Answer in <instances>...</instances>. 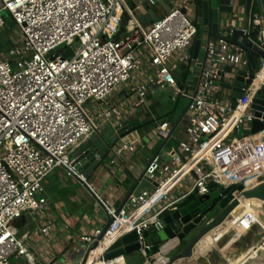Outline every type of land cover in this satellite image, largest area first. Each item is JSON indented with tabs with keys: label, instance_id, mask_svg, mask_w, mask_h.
<instances>
[{
	"label": "built area",
	"instance_id": "1",
	"mask_svg": "<svg viewBox=\"0 0 264 264\" xmlns=\"http://www.w3.org/2000/svg\"><path fill=\"white\" fill-rule=\"evenodd\" d=\"M159 1L145 3L155 7ZM125 2L0 0V31L8 17L20 38L0 57V264L38 263L32 241L47 236L51 228L45 223L43 181L63 169L87 184L70 153L82 148L97 122L120 125V108L98 106L124 85L132 86L134 108L144 103L149 84L168 91L172 103L187 99L191 124L179 145L181 155L172 149L168 163L162 165L158 157L150 163L145 177L157 184L154 189L134 193L120 211L94 193L106 220L113 221L104 234L106 223L79 236L78 264H122L123 256L106 260L105 255L133 232L140 243L137 254L146 259L152 244L144 233L162 230L163 218L178 211L187 198L237 186L245 191L264 182V129L250 133L254 121L264 124L260 56H253L259 59L256 72L231 107L237 79L248 80L239 76L248 74L245 43L264 54L263 15H248L240 28L232 18L221 22L217 38L203 53L197 85L189 92L175 79L173 59L180 54L178 61H185L182 53L193 47L198 34L186 13L187 3L172 5L144 30L135 18L142 3L130 9ZM238 3L229 0L231 11H237ZM124 15L126 31L115 39ZM235 31L240 35L232 40ZM67 52L71 55L64 57ZM257 95L263 104L254 109ZM90 108H96L94 115ZM170 125L157 127L159 139L168 137ZM23 216L34 220L38 229L21 237L13 226ZM177 243L175 238L159 249ZM62 263L51 258L43 264Z\"/></svg>",
	"mask_w": 264,
	"mask_h": 264
},
{
	"label": "crops",
	"instance_id": "2",
	"mask_svg": "<svg viewBox=\"0 0 264 264\" xmlns=\"http://www.w3.org/2000/svg\"><path fill=\"white\" fill-rule=\"evenodd\" d=\"M182 2L187 3L188 10H186V13L197 26L198 34L196 40H201L205 43L207 40L208 17L206 13L207 5L204 0H160L155 7H148L145 0H126L125 4L128 8L135 9L137 5L142 3L141 8L135 12V18L141 28L146 30L148 25L156 21V18L159 19L170 10L169 6ZM198 10H201V15H198ZM247 17L245 2L239 1L236 13L231 16L234 24L239 28L244 27ZM226 18L227 16H223L222 21H225ZM182 55L185 56V61H178L180 54L173 58L177 66L174 70V76L179 86L183 85L190 88L188 83L197 71L196 64L203 62L204 54L201 52L198 58L194 60L191 47L183 52ZM4 56L0 52V57L3 58ZM131 87L130 85L120 87L106 102L101 103L98 107L107 108L113 106L114 108H120L122 113L118 122L120 124L125 122L133 124L135 129L133 128L134 130L130 135L135 136L133 142L128 141L127 138H120L116 130V123L113 122V124L107 121L97 122L91 137L81 146L84 151L92 154H95L96 150H98L106 161V165H102L92 175L94 178L90 177L91 183L95 186H92L89 180L86 181V186L102 200L110 201L116 208H119L127 194L138 184L146 161L155 157L159 152V160L165 162L168 152L172 150L160 148L162 140L157 135V127L164 122H169L170 124L178 123L172 136L175 143L173 151L181 155L179 145L185 141L186 128L191 124V115L187 107L178 117H174L169 112V109L174 104H177L178 101L172 103L168 98V94H165L157 84H149L144 103L138 107H132L131 103L135 100V95ZM90 111V114L94 115L96 108H90ZM127 144H131L133 148L124 149V145ZM75 151L73 150L70 153L71 159ZM165 163L168 162L166 161ZM162 176L158 174L159 178ZM86 186L76 178L68 176L63 169H56L44 179V198L48 208L44 217L45 223H50L51 228L47 236L41 237L39 235L40 237L38 236L35 242L32 241L37 264H43L47 259L50 260L51 258L55 261L60 259V262H65L64 264H78L81 256L75 251H78L80 246L79 236L91 232L96 226H104L106 223L107 220L103 208L85 188ZM154 188L155 186L152 183L142 180L139 182L135 193L150 191ZM248 202H245L238 209L241 210L242 207H247ZM235 216L233 213L221 227L208 234L197 248H201L202 244L207 240L219 238L231 226L232 217ZM13 227L17 235L21 237L28 236L29 232L33 233L38 229V225L34 220L27 216L17 220ZM263 234L260 233L258 237L261 239ZM252 245H254V241L246 247L243 254L247 252L246 250L249 251ZM254 249L255 246L251 250L253 251ZM259 251H263V249L256 251V257ZM177 252L178 249L174 248L170 255H165L162 259L166 262L168 258ZM126 255L121 260L122 264H127L129 261V256ZM147 257L149 258V256ZM156 264H159V261Z\"/></svg>",
	"mask_w": 264,
	"mask_h": 264
},
{
	"label": "water",
	"instance_id": "3",
	"mask_svg": "<svg viewBox=\"0 0 264 264\" xmlns=\"http://www.w3.org/2000/svg\"><path fill=\"white\" fill-rule=\"evenodd\" d=\"M204 1L207 5L206 13L208 17L207 40L205 41V43H203L201 40H195L192 47L194 60L198 58L201 52L204 53L205 49L212 40L217 38L218 28L221 24V21L223 20V16H226L232 12L231 7L229 6V0ZM239 1L245 2V10L249 15L253 0ZM259 1L262 13L264 15V0ZM169 7L171 8L172 6ZM199 14L201 15V10H198V15ZM123 17L114 38L120 37L126 31L128 22L126 23ZM13 26L14 24L12 20L6 17L4 28H11ZM239 35L240 33L235 31L232 35V40H236ZM77 45L78 44H75L74 48L77 47ZM202 47L204 48V50H202ZM245 48L248 61V74L239 73V76H247L248 80L244 82L242 78L237 79V88L232 92V108L235 105V98L242 93L241 88H245L246 85L250 84V81L256 72V68L259 65V59L254 60L253 56H260L264 59V54L259 49L252 47L250 43H245ZM70 55L71 53L67 52L64 57H69ZM202 65V63L196 64L197 71L195 72L192 80L188 83V85H190V88H185L187 91L192 92L196 87ZM180 87L182 86L180 85ZM164 93L168 94V91H164ZM253 104L254 109H259L260 105L263 104V101H261V96L257 95L253 101ZM177 126L178 123L170 125L168 137L162 140V145L160 147L161 149H174L175 143L172 136ZM133 128V124H128L125 122L117 126L116 130L120 138H127L128 141L133 142L135 136H130L132 134V131L135 129ZM262 129H264V124L254 121L252 123L250 133L256 134ZM176 156H178V154H176ZM157 157H159V152L155 155V157L146 161L144 171L139 182L142 180H146L149 183H152L155 187L157 186V184L153 182V180H148L145 177V173L150 163ZM72 159L75 162V169L79 174L83 176L85 181L89 180V178L102 165H106L104 156L100 155L98 150H96L95 154H92L88 151H84L83 148L77 149L72 155ZM170 160L171 157L167 155L165 162H169ZM160 162L162 165L166 164L163 160H160ZM138 184H136L135 187L127 194L124 202L119 206L118 211H120L125 206L129 197L135 193ZM85 188L98 202V199L96 198L94 193L87 186ZM193 198L194 200L189 201L185 206H180V209L178 211L174 212L173 214H168L163 218L162 221L164 226L162 230L156 231L154 229H151L144 233V237L148 239L152 244V251L158 249L160 245H163L175 238L178 243L184 245L183 248H181L175 255L170 257L165 264H175L183 260L191 259L194 256V250L196 246L208 234L221 227L227 221L230 215L236 209H238L242 200L250 201L255 199L264 202V182L245 191H243L242 186L229 187L226 189H221L220 191L210 192V194L208 195H204L201 197L195 196ZM112 221V218H107L103 234L108 229ZM258 236L259 234L256 235L254 240H256ZM139 247L140 243L138 242L136 234L134 232L130 233L123 237L120 241H118L113 247H111L110 251L105 255V259L110 260L119 256H124L126 254L134 255L137 253ZM83 264H85V261L83 262Z\"/></svg>",
	"mask_w": 264,
	"mask_h": 264
},
{
	"label": "rangeland",
	"instance_id": "4",
	"mask_svg": "<svg viewBox=\"0 0 264 264\" xmlns=\"http://www.w3.org/2000/svg\"><path fill=\"white\" fill-rule=\"evenodd\" d=\"M235 13V11H232L230 14L226 15V20L230 19ZM123 18L127 23L128 17L125 15ZM19 43L20 38L14 26L11 28H4L0 31V52H2L3 55L7 54L9 46H15ZM177 101V104H174L169 109V112H171L174 117L180 116L188 104L187 100L181 97L178 98ZM91 178L94 177L92 176ZM91 178L89 179L90 183ZM91 185L95 186L92 183ZM241 210L236 209L233 212L236 216L232 217L233 222L231 223V226L225 230L219 238L207 240L202 244L203 246L201 248H197L200 244L199 243L196 246L194 256L191 259L183 260L175 264H241L245 261V259L248 258L257 247L264 244V234L261 239L258 237L254 240L257 234L264 233V203L252 200L247 203V207H242ZM253 240L254 245H252V248L255 246V249L253 251L251 250L252 248L249 251L246 250L247 252L243 254V251L246 249L245 247ZM257 242L258 244H256ZM173 247L178 246H172V248ZM198 251H200V253H198ZM158 257L157 262L163 258V256ZM250 258L247 259L245 264H264V250L258 252L256 258ZM161 262H159V264ZM127 264H149V262L148 260L139 261L134 258H129Z\"/></svg>",
	"mask_w": 264,
	"mask_h": 264
},
{
	"label": "trees",
	"instance_id": "5",
	"mask_svg": "<svg viewBox=\"0 0 264 264\" xmlns=\"http://www.w3.org/2000/svg\"><path fill=\"white\" fill-rule=\"evenodd\" d=\"M256 13H259V14H262V11H261V6H260V1L259 0H253V3H252V7H251V11H250V14H249V17L250 16H253L254 14ZM194 200L193 197H189L187 198L182 204L181 206H185L186 204H188L189 201H192ZM172 246H178V247H174V248H177L178 251L183 248V244H173ZM171 246V247H172ZM167 248V249H155L154 251H152L148 256L149 258L147 257L146 259H148V262L149 264H156L157 260H158V256H165V255H170V253L172 252V250L174 248ZM156 254V255H154ZM158 255V256H157ZM126 256H129L130 259H136V260H144V258H142L141 256H139L137 253L133 255L131 254H127ZM162 261V264H165V260L163 259H160L159 262Z\"/></svg>",
	"mask_w": 264,
	"mask_h": 264
},
{
	"label": "bare ground",
	"instance_id": "6",
	"mask_svg": "<svg viewBox=\"0 0 264 264\" xmlns=\"http://www.w3.org/2000/svg\"><path fill=\"white\" fill-rule=\"evenodd\" d=\"M231 125H232V124H230V125L226 128L225 132H227V131L231 128ZM253 200H255V199H253ZM250 201H252V200H250ZM255 201L261 202V201H259V200H255ZM245 202H248V201L242 200L240 205H243ZM262 203H264V202H262ZM239 207H240V206H239ZM258 249H263V250H264V244H261L259 247H257V248L254 250V252H253L248 258H250V257H256V256H255V253H256V251H257ZM259 252H260V251H259ZM248 258H246L245 261H243L241 264H245V262L247 261Z\"/></svg>",
	"mask_w": 264,
	"mask_h": 264
}]
</instances>
